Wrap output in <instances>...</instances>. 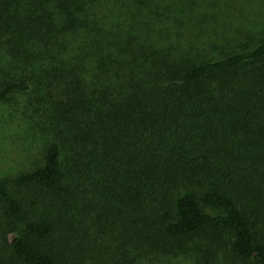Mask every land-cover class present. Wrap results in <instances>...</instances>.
<instances>
[{
  "label": "trees",
  "instance_id": "obj_1",
  "mask_svg": "<svg viewBox=\"0 0 264 264\" xmlns=\"http://www.w3.org/2000/svg\"><path fill=\"white\" fill-rule=\"evenodd\" d=\"M0 155V264H264V0H0Z\"/></svg>",
  "mask_w": 264,
  "mask_h": 264
},
{
  "label": "rangeland",
  "instance_id": "obj_2",
  "mask_svg": "<svg viewBox=\"0 0 264 264\" xmlns=\"http://www.w3.org/2000/svg\"><path fill=\"white\" fill-rule=\"evenodd\" d=\"M238 2V0H229V5L230 6H235V4ZM230 11L232 12L233 18L231 19L233 22H230L232 26L235 27H240V25L243 24L244 20L242 19V14L241 12H236V10H233L230 8ZM246 26L248 22H245ZM262 23H258L255 29H251L247 31L246 35L244 36V39L247 40L246 42H250L251 40L254 39V37H258V33L260 32ZM248 30V29H247ZM7 140V139H6ZM12 156L11 159H5L2 158L0 155V170H5L7 167L13 166L15 169L20 166V161ZM24 161H21V166ZM206 211H210L208 209H205Z\"/></svg>",
  "mask_w": 264,
  "mask_h": 264
}]
</instances>
